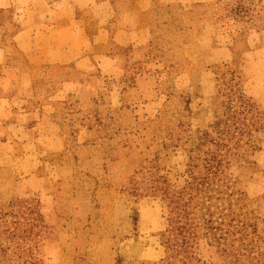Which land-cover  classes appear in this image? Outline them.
I'll return each instance as SVG.
<instances>
[{"label": "rangeland", "instance_id": "374dc122", "mask_svg": "<svg viewBox=\"0 0 264 264\" xmlns=\"http://www.w3.org/2000/svg\"><path fill=\"white\" fill-rule=\"evenodd\" d=\"M9 1L0 10V264H20L19 200H38L45 221L34 264H162L164 205L149 191L130 196L129 180L140 170L146 183L154 174L184 186L190 138L225 119L221 73L236 71L242 92L264 110V0H163L144 16L148 42L147 29L122 35L131 6L114 0L108 42L94 39L77 61L45 26L54 0ZM100 6L83 16L90 38ZM33 15L39 25L24 50L14 36ZM251 135L262 142L253 166L233 161L227 173L262 198L264 214V133ZM198 255L201 264H222L204 240Z\"/></svg>", "mask_w": 264, "mask_h": 264}, {"label": "trees", "instance_id": "16d2710c", "mask_svg": "<svg viewBox=\"0 0 264 264\" xmlns=\"http://www.w3.org/2000/svg\"><path fill=\"white\" fill-rule=\"evenodd\" d=\"M50 67L46 65L45 69ZM220 77L218 95L226 99L225 119L211 126V131L196 132L190 138L184 186L173 188L164 177L154 174L146 183L149 177L138 170L141 178L131 177L126 188L133 197L145 196L140 191H149L150 196L159 198L164 205L165 228L159 236L167 258L162 264H201L198 255L201 240L215 249L222 264H264L262 198H250L238 186V180L227 173L233 161L253 166L250 157L261 151L262 142L257 137L251 141V132L264 133V110L242 92L236 71L228 70ZM76 95L67 94L68 99L78 101ZM232 97L237 100V107L232 105ZM182 126L179 121L177 127ZM16 202L21 203V235L17 245L21 251L17 259L20 264H34L38 253L33 250L42 240L39 231L45 228L40 203ZM9 204L12 208L13 204Z\"/></svg>", "mask_w": 264, "mask_h": 264}, {"label": "crops", "instance_id": "0c3cea01", "mask_svg": "<svg viewBox=\"0 0 264 264\" xmlns=\"http://www.w3.org/2000/svg\"><path fill=\"white\" fill-rule=\"evenodd\" d=\"M93 1V3H92ZM125 0L115 1L123 2ZM163 0H128L129 5L131 6L128 11H125V27L119 25V29L123 31L122 35L128 34L131 32L132 35H139V31H146L145 17L148 16V11L152 8L153 5H156ZM206 2H210L212 0H204ZM29 0L26 1V3ZM114 0H54L49 4V24H45L47 28H49L50 33L53 39L57 40V47L62 46L63 44L69 46L76 55L74 59L84 57L89 54V47L92 44H105L108 42L109 36L111 35V29L108 27L109 21L115 18V7L113 4ZM171 2V1H170ZM176 3V2H174ZM101 5L98 8V22L96 23L97 31L92 34L91 38L88 36V25L83 18L87 16L88 13H92L93 8L97 5ZM168 4V3H166ZM10 7L9 0H0V10H5ZM77 13H82V16L78 17ZM93 14V13H92ZM94 15V14H93ZM36 15H33L30 20L27 21V24L20 29L14 36L19 41L21 48L26 50L29 47L28 42L35 38L34 29L37 25H39V21ZM123 19V20H124ZM60 22V24L58 23ZM44 25V24H43ZM120 32H117L119 35ZM263 38L264 43V30L259 33ZM33 35V36H32ZM148 37L144 39V42H148L151 38V31L148 27L147 29ZM44 38L47 35H42ZM116 35H113L112 41L115 40ZM146 37V35H145ZM94 39H97L95 42ZM50 41V40H49ZM132 40H125L123 43L119 44V46H129ZM51 45V44H50ZM52 46V45H51ZM55 47V46H53ZM264 49V48H263ZM106 67H119L117 63L113 60L106 61L104 60V56H101L100 61ZM73 59H70L67 63L72 62ZM46 64V65H50ZM75 67H77V62H72ZM58 65V64H54ZM64 65V64H60ZM78 68V67H77Z\"/></svg>", "mask_w": 264, "mask_h": 264}]
</instances>
